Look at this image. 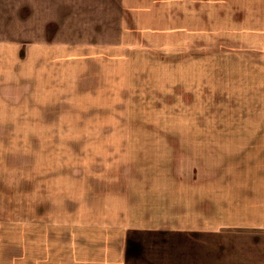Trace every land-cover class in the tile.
<instances>
[{"label":"rangeland","instance_id":"obj_1","mask_svg":"<svg viewBox=\"0 0 264 264\" xmlns=\"http://www.w3.org/2000/svg\"><path fill=\"white\" fill-rule=\"evenodd\" d=\"M188 1L0 0L27 46L0 65V264H97L150 188L152 219L200 227L129 231L124 264H264V41L233 20L260 2Z\"/></svg>","mask_w":264,"mask_h":264},{"label":"crops","instance_id":"obj_2","mask_svg":"<svg viewBox=\"0 0 264 264\" xmlns=\"http://www.w3.org/2000/svg\"><path fill=\"white\" fill-rule=\"evenodd\" d=\"M188 1V0H187ZM189 2V1H188ZM260 4H259V19L256 20V13H253L251 15V17L254 19V22H252L253 20L250 18L248 19V13H246L245 8L241 9L242 10V16L240 14V16L238 18H234L233 20L235 21L238 19H241L242 22H244V24L248 25V24H253L251 27L250 32L253 33H257L258 34V39L253 38L251 33L249 32L248 34V39H246V41L244 43H247L249 46L251 44V42H255V41H259L261 40V42L264 41V0H259ZM172 8H176V7H172ZM239 10V9H238ZM247 15V18H246ZM231 19V18H230ZM256 22V23H255ZM258 26L259 31H257L256 26ZM248 30V29H247ZM246 30V31H247ZM244 33L246 34V32L244 31ZM247 37V36H246ZM260 44V43H259ZM264 46V44H263ZM27 60V46L25 44L18 42H2L0 41V65H6V66H13L16 63L21 64V61ZM23 70V68H22ZM1 72V69H0ZM259 147V146H258ZM259 149V148H256ZM262 151L260 150H254L249 152L252 160L256 161V167L254 169V172L251 173V171H249L250 174L254 175V177H259L260 172H259V168L257 165V162L259 160H262L264 157H262L260 155ZM250 156H244V160H248L250 159ZM231 160V157H230ZM251 170V169H250ZM243 178L246 177V175L248 174V172H246V170L243 168ZM171 178V177H170ZM134 179V178H133ZM172 179V178H171ZM138 181H140V183L143 184H150L153 185L154 183H157L155 181L154 177H141V180L135 178L133 182L137 183ZM175 185L177 183H179V185L182 182V180H179V182H175V180H173ZM163 183L167 184V185H174V183L171 182V180H166V178L162 181ZM129 185L132 183H128ZM139 184V183H138ZM160 190H157L156 188H154V190H149L148 193L145 192H141V194L139 195L138 193H132L133 194V198L132 200H140V204L139 207L143 209V204H141V202H145L147 199H149V203L151 201V198H154L153 202V206H150L149 204L147 206L144 207H148L149 209H147L146 213L140 211L138 212L137 215H135V217L132 220H122V209H118V213L121 216L120 221L122 222H118L116 221V223L111 224L110 225V239L107 241L104 238V241L101 243H98L96 246L97 247H93L91 249V251H95V252H91L90 253V258L91 255L94 253L95 255H99L100 259H98L97 264H124L125 262V257L127 256V250L128 248H130V244L132 243L129 242L128 239V232L129 231H133V232H142V233H184V232H192V231H198L196 230L198 227L197 225H188L186 224V222H182L181 220L183 219V216H185L184 214H181V212L175 213L177 216L182 217L180 221H177L176 223H174L173 225H171L170 223H162L164 221H162L161 223L152 219L151 216L153 214H151V212H149V210L151 209H155V208H164V206L161 205V202L163 199H161L160 197L163 194H157ZM183 192V191H182ZM153 193L155 194V197L153 196ZM145 195V196H144ZM129 200H131V198H129ZM178 205V207L176 206ZM181 205L179 202H177L176 204H172V208H177L178 210L181 208ZM184 207V206H183ZM141 210V209H140ZM180 211V210H179ZM199 212H195L194 215L197 216ZM201 213V212H200ZM137 217V218H136ZM124 224V225H123ZM196 228V229H195ZM85 254L83 256V258H85ZM88 258V257H86ZM84 259V263H91V259Z\"/></svg>","mask_w":264,"mask_h":264}]
</instances>
